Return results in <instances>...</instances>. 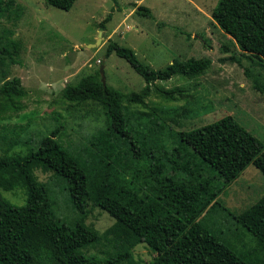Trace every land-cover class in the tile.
Here are the masks:
<instances>
[{
  "label": "trees",
  "instance_id": "1",
  "mask_svg": "<svg viewBox=\"0 0 264 264\" xmlns=\"http://www.w3.org/2000/svg\"><path fill=\"white\" fill-rule=\"evenodd\" d=\"M75 2L46 0L63 10ZM14 3L0 0L1 67L17 63L23 47L1 24ZM137 12L153 17L143 5ZM109 18L100 25L105 28ZM212 18L252 66L264 68V0H219ZM106 52L124 58L146 85L139 91L104 85L100 68L68 83L62 90L65 100L77 106L94 102L105 115V123L83 145L66 147L60 140V123L36 148L15 152L25 126H0V264H264V196L241 214L230 212L218 200L250 164L264 174L263 143L233 115L177 130L163 117L165 112L147 102L153 88L166 101L192 99L188 89L162 88L156 82L179 75L200 77L210 69V58L174 59L156 69L118 41H110ZM233 60L241 63L237 56ZM245 68L250 74V68ZM1 74L3 118L26 108L28 91L20 77L8 78L7 70ZM254 84L264 92L258 79ZM181 109L187 118H195L185 105ZM36 169L53 171L68 190L69 201L78 211L73 221L58 217L56 201L48 185L35 176ZM17 187L26 193L21 206L2 193ZM89 204L113 216V225L104 232L89 225ZM218 207L226 220L246 229L243 237L231 239L217 227L219 220L208 222ZM102 240L113 244V256L84 252ZM139 243H147L157 253L150 263L135 260L132 250Z\"/></svg>",
  "mask_w": 264,
  "mask_h": 264
},
{
  "label": "rangeland",
  "instance_id": "2",
  "mask_svg": "<svg viewBox=\"0 0 264 264\" xmlns=\"http://www.w3.org/2000/svg\"><path fill=\"white\" fill-rule=\"evenodd\" d=\"M218 2L118 0L116 4L113 0H76L69 10H63L47 5L46 0H15L11 11L1 18V24L13 32L12 38L19 40L23 47L17 63L0 66V78L1 72L7 70L8 78L20 77L28 91L23 111L0 118V126L26 128L14 151L36 148L39 140L60 123L63 124L60 140L66 147L83 145L86 137L105 123L103 109L94 102L77 106L63 98L62 90L102 65L109 85L123 91H139L146 85L145 79L124 58L116 53L107 56L112 40L133 48L141 60L156 69L174 59L210 58V69L200 77L189 79L179 75L156 82L162 88L188 89L194 95L192 99L166 101L153 88L147 98L149 106L165 112L163 117L177 130H190L233 115L264 145V92L254 84L258 79L264 85V68L252 66L232 37L213 22L212 12ZM141 5L148 7L153 17L138 14ZM109 15L104 28L100 23ZM233 56L241 63L233 60ZM245 67L250 68V74L245 72ZM183 105L193 113L189 116L195 118L184 115ZM35 176L48 185L56 201L58 217L65 221L78 217V211L69 201L68 190L54 177L53 171L36 169ZM2 193L17 206L26 203V193L21 187ZM263 196L264 174L250 164L223 189L218 200L230 212L241 214ZM87 208V223L100 232L115 222L107 211L92 204ZM225 218L224 210L218 207L208 222L214 224L219 220L217 227L231 239L243 237L246 229ZM245 240L249 241L250 237ZM132 251L135 260L141 263H150L157 256L147 243H139ZM84 252L106 257L113 256L116 249L102 240Z\"/></svg>",
  "mask_w": 264,
  "mask_h": 264
},
{
  "label": "water",
  "instance_id": "3",
  "mask_svg": "<svg viewBox=\"0 0 264 264\" xmlns=\"http://www.w3.org/2000/svg\"><path fill=\"white\" fill-rule=\"evenodd\" d=\"M102 30H103V28L101 27V28H100V32H99V36H100V37H101V35H102ZM97 42H99V40H98ZM89 45H96V44H89ZM89 45H88V46H89ZM100 71H101V75H102V82H103L104 85H106L105 73H104L103 65L100 67Z\"/></svg>",
  "mask_w": 264,
  "mask_h": 264
}]
</instances>
